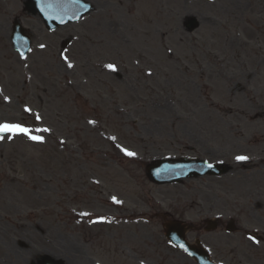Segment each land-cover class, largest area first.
<instances>
[{"label": "rangeland", "instance_id": "374dc122", "mask_svg": "<svg viewBox=\"0 0 264 264\" xmlns=\"http://www.w3.org/2000/svg\"><path fill=\"white\" fill-rule=\"evenodd\" d=\"M156 1L132 0L128 6L124 0H96V10L86 19L56 32L53 50L41 49L34 39L26 59L11 47L10 33L5 36L13 16L22 14L20 5L0 3V123L51 129L40 133L42 144L26 136L0 141V264H31L44 253L70 264H178L183 253L165 238L162 213L194 225L239 214L230 210L231 183L238 186L239 171L223 175L232 176L231 181L206 175L158 185L149 180L146 164L170 154L234 161L239 147L253 160L259 158L246 129L252 114L264 112V48L257 41L246 45L245 0L230 3L228 34L205 21L195 33L184 32L181 16L191 5L172 4L179 15L169 17ZM140 2L143 19L155 8L149 28L134 16ZM21 19L37 36L40 18ZM72 28L84 38L64 51L74 65L69 69L59 41ZM109 63L118 71L104 67ZM202 72L211 89L208 98ZM224 93L233 94L231 104L244 103L240 124L213 109ZM238 125L241 133L230 137L231 127ZM217 140L216 158L211 150ZM121 147L136 156L124 155ZM248 166L244 172L251 177V192L239 221L249 231L264 230V170ZM240 192L236 188L235 197ZM189 193L193 196L187 201ZM191 200L199 205L194 211ZM85 212L90 216L81 215ZM101 217L110 222H93ZM246 234L231 235L220 227L206 239L220 245L229 237L243 238L251 245Z\"/></svg>", "mask_w": 264, "mask_h": 264}, {"label": "snow or ice", "instance_id": "6c2138e0", "mask_svg": "<svg viewBox=\"0 0 264 264\" xmlns=\"http://www.w3.org/2000/svg\"><path fill=\"white\" fill-rule=\"evenodd\" d=\"M72 3L76 4V3H80V0H71ZM52 5H49V7H51ZM79 17H77L78 19ZM45 45L41 44L40 48H44ZM30 50V49H29ZM22 58L26 59V57L23 56V54H21ZM62 59L63 62L65 64V66L69 69L73 68L74 65L69 61L67 56L62 55ZM105 68H107L110 72H116L118 71L117 67L115 64L109 63V64H105L104 65ZM148 75H151V72L148 73ZM5 100H8V97L4 98ZM25 112H31L30 108L25 107L24 109ZM35 118L37 120L40 119L39 114H36ZM90 124H95V121H89ZM51 129L49 128H37V129H30L25 127L22 124H13V123H0V141L4 140L6 137L8 139H13L16 136H26L29 140L36 142V143H44V137L42 135H35L33 133H40V132H50ZM110 139L115 140V137H110ZM120 151L124 153V155L128 156V157H135L136 153L129 151L126 148L121 147ZM235 159L238 162H243L249 159V157L247 156H242V155H238L235 157ZM209 168L213 167V165L209 164L208 165ZM112 201L115 204H120L122 203V201H120L119 199H117L115 196L112 197ZM81 215L83 216H90V213H81ZM94 223H108L110 221L107 220L106 217H101L98 218L96 221H93ZM250 239L253 240L254 243H259L258 241L255 240L254 237H250ZM181 247H183V245H181ZM185 251H187V249H185Z\"/></svg>", "mask_w": 264, "mask_h": 264}, {"label": "bare ground", "instance_id": "6f19581e", "mask_svg": "<svg viewBox=\"0 0 264 264\" xmlns=\"http://www.w3.org/2000/svg\"><path fill=\"white\" fill-rule=\"evenodd\" d=\"M205 76L206 75L203 73L202 78L205 79ZM202 86L205 88V93L207 94V92L209 91V86L205 80H203ZM218 99H219V104H216L214 108L219 110L224 109L225 112L229 111L226 109L228 97L224 94V95H219ZM263 123H264V114H260L258 119L253 120L249 124V139L253 142L254 146L259 150V154L261 156H264V127H262ZM234 131L236 133L238 132L237 129H234ZM263 162H264V158H261L255 162V166L264 167ZM192 196L193 193H189L187 196V201L190 200ZM190 203H191L190 207L192 211H194V209L199 206L195 200H191Z\"/></svg>", "mask_w": 264, "mask_h": 264}]
</instances>
